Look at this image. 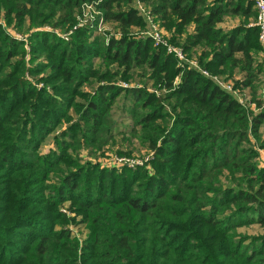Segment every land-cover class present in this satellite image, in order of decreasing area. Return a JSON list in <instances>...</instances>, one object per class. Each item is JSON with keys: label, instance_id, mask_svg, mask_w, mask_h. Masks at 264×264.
<instances>
[{"label": "trees", "instance_id": "obj_1", "mask_svg": "<svg viewBox=\"0 0 264 264\" xmlns=\"http://www.w3.org/2000/svg\"><path fill=\"white\" fill-rule=\"evenodd\" d=\"M140 1L184 52L203 48L199 66L209 74L231 78L237 70L244 78L237 85L248 89L262 73L251 2ZM85 2H94L122 38L90 42L88 30L73 31ZM134 2L0 0V17L25 29L29 46L26 62L23 42L0 25V264H264V237L237 232L264 226V168L245 147L253 136L264 150V110L252 115L205 76L177 67L150 39L126 38L145 26ZM229 16L242 20L224 31L218 25ZM44 25L73 31L71 41L31 32ZM133 69L164 94L115 84L130 81ZM26 75H43L52 94ZM85 85H96L93 93ZM122 95L132 100L130 134L153 151V173L81 164V148L99 150L113 140L111 112ZM71 121L54 138L55 149L40 153ZM224 172L231 183L225 188Z\"/></svg>", "mask_w": 264, "mask_h": 264}, {"label": "rangeland", "instance_id": "obj_2", "mask_svg": "<svg viewBox=\"0 0 264 264\" xmlns=\"http://www.w3.org/2000/svg\"><path fill=\"white\" fill-rule=\"evenodd\" d=\"M245 1L250 2L248 0H245ZM143 5L148 9L150 8V7H147V6H149L147 4H143ZM133 7H134V4H133ZM99 13H92L94 20H92V22L88 23V28H85L86 30H88L90 32L89 41L91 42L96 38H100L104 41L105 44H107L110 39L116 40V39L122 38V34L117 29L116 24L109 23V22L108 23L106 22L105 24L100 23V19L103 20V18L101 17V15ZM153 18H154V20L152 19V21H153L154 25H158L159 28L162 30L161 36L166 41H168L170 44H172L173 46L182 49L181 44L176 45V44L171 42L172 34L165 31L161 27L160 22H158V20H156V18L154 16H153ZM241 20H242V18H240V17L229 16V17H226L223 20V22L218 25V27H220L224 31L230 30V29L236 27L237 25H239ZM253 21H254V18H251V19H249L248 22L252 23ZM0 25L8 36L13 37L16 41L23 42L24 47H25V51H26V55H25L24 59L26 62H28V60H29V46H28V41H27V36H28L27 31L25 29H23L22 31H19L18 29L14 28L13 24L7 25L5 23L3 17H0ZM192 29H193V25H190L187 28L186 33H190L192 31ZM75 30H77V29H75ZM33 31L46 32V33L51 32L52 34H54L57 38H59L63 42H70L71 41V35L72 34L68 35V40L66 41L62 37H66L67 36L66 34H68V33H63L57 29L53 30L51 28V25L50 26L44 25L41 27H37V28H34L33 30H31V32H33ZM73 31H74V29H73ZM153 32H154V28H152L148 24H145V26H143L141 28H132L130 30V33L128 34V36H126V38L136 39V40H139V39L145 40L146 39V38H144L146 35L145 33L153 34ZM184 37H185V35L180 37L181 43L183 42ZM153 47H155L154 44H153ZM202 50H203V48L196 47V48L192 49L190 55L187 54L186 52H184V53L189 60L196 61L198 64V67L201 68L199 66V60L198 59H199V56H200ZM164 51L166 52V50H164ZM260 54L261 53H259V59H260ZM94 65H95V67H98L100 65V60H94ZM178 66H179V64L177 63V67ZM183 66H185V65H183ZM112 69H116V66H113ZM262 70H263V67H262ZM130 74H131V80L130 81H128V82L116 81L115 84L117 83V85L121 86L122 83H125L128 85V87L145 88L149 93H153L157 97L162 96L164 94V92L158 91L157 88L153 87L152 83L148 80L147 77L142 76L141 70L133 69L130 72ZM42 76L43 75H40L39 77H35V76H31V75H26V79L37 90L45 87L46 90L48 92H50V94H52L49 86H45L44 83L40 81V78ZM209 76L218 78V82H214V81L210 80L209 78L208 79L214 85H216L220 90H222L224 93H226L227 95L234 98V100H236V101H237V99L234 96H232L231 92L226 91L225 87L230 85L234 89L235 88L239 89L238 90V92H239L238 97L241 98V100L246 104V106H247L245 108L246 111L252 112V115H257L259 112L264 110V106H262L260 109H256V107L252 106V104L247 105L249 103V101L260 99V80L263 77L262 73H260L258 76H255V78L252 79L253 84L248 89H242L239 87V85H237V83H240L241 81L244 80L243 74L239 73L237 70L234 71L231 78H226L225 75H211V74H209ZM178 82H179V78H177L175 80L174 85H177ZM95 86L96 85L89 87V86L85 85L83 87V90L88 91V93H93ZM131 105H132V100L131 101L127 100L124 97V95H122L121 98L117 99V101H116V103L112 109V112H111V118H112L113 124H114V131H113L114 132V138H113V140H111L107 145H104L99 150H97L96 148H89V147L81 148L79 150V154H78V156L80 157V159L82 161L81 164L84 163L85 161H90L93 163H99V164L105 166L106 168L110 169V168H115V167H107L104 164L108 159L115 158V157H117V158L127 157V158L135 160V162L139 165H135L133 168H129V167H125V168L130 169V170H134L135 168L144 167L148 173H153V168L151 167L150 164L148 165V163L154 157L153 151L148 150L146 146L142 145L140 143V141L134 137V135L130 134V131L132 130V128H134V124H133L132 120H130V118H129L130 115H129V111H128V109H129V107H131ZM164 110L167 113H171L170 106L167 103H165ZM70 115H71V119L73 122L78 121V115L77 114H75L73 111H71ZM72 121L70 123H63L62 124L63 126L58 127L57 130L53 134L48 136L40 148V153L45 154L50 149H55L54 138L58 137L60 130L62 128L65 129L69 124L72 123ZM165 121L166 122L169 121L168 126H170L172 123V120L168 119V118L165 119ZM160 124H161V122H160ZM165 127H167L166 123H165ZM263 129H264V124L260 128V130L263 131ZM245 147H247L248 149H251L253 153H256V158L253 160V162L256 164V167L258 169L264 168V150L259 147V141L254 139L253 136H249V142L247 145H245ZM224 175H226L225 172H224L223 176L221 177V184L225 188V187L231 185V183L224 178ZM61 211H62V213L66 212L67 206H64L61 209ZM78 230L80 232L81 231L84 232V230H81L80 228H76L77 236L80 237L81 235H80V232H78ZM237 232L242 234V235L249 236V237H258V236L264 237V226H259L257 224H253V225H250L248 227H241L237 230ZM80 240H82V238H80Z\"/></svg>", "mask_w": 264, "mask_h": 264}, {"label": "built area", "instance_id": "obj_3", "mask_svg": "<svg viewBox=\"0 0 264 264\" xmlns=\"http://www.w3.org/2000/svg\"><path fill=\"white\" fill-rule=\"evenodd\" d=\"M252 3L253 9L255 10V17L254 21L249 24V27H255L258 30L257 34V40L260 45L261 51H260V59L259 62L262 64L263 67V77L260 80V101L263 102L264 105V0H248ZM134 9L138 12V15L144 20L145 24L150 25L152 28H154L153 34L145 33L146 39H151L154 46L156 48H161L166 50V53L169 55H172L179 66L181 67H187L188 69L195 70L201 75L209 78L210 80L214 82H218V78L209 76L208 72L199 68L196 61H191L187 58L184 51L181 48L175 47L172 44H170L168 41H166L162 36V30L159 28L158 25H154L152 19L154 20L150 10L146 8L143 3L140 0H135L134 2ZM100 11L97 10L95 3L93 2H85L80 7V16L78 17V26L74 27L73 29L77 28H88V23L92 22L94 20V17L92 13H99ZM101 17L103 18L101 12L99 13ZM88 20V21H87ZM100 23L105 24L106 21L100 19ZM108 23V22H107ZM72 31H70L68 34H66V37L64 38L66 41L68 40V35L71 34ZM185 65V66H183ZM124 88H128V85L125 83H122L121 85ZM225 90L232 93V96H234L237 99V102L244 108H246V104L241 100V98L238 97L239 92L237 88H233L232 86L228 85L225 87ZM252 103H249L247 105H250ZM252 106H255L252 104ZM107 167H115L117 169H121L123 167H129L133 168L135 165H139L135 162V160L127 158V157H120V158H110L104 163Z\"/></svg>", "mask_w": 264, "mask_h": 264}, {"label": "crops", "instance_id": "obj_4", "mask_svg": "<svg viewBox=\"0 0 264 264\" xmlns=\"http://www.w3.org/2000/svg\"><path fill=\"white\" fill-rule=\"evenodd\" d=\"M239 21V20H238ZM191 33V32H190Z\"/></svg>", "mask_w": 264, "mask_h": 264}]
</instances>
